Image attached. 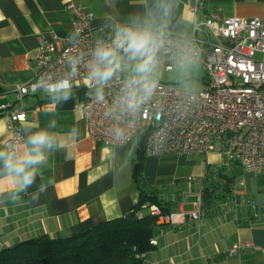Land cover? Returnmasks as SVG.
Instances as JSON below:
<instances>
[{
	"label": "crops",
	"instance_id": "0c3cea01",
	"mask_svg": "<svg viewBox=\"0 0 264 264\" xmlns=\"http://www.w3.org/2000/svg\"><path fill=\"white\" fill-rule=\"evenodd\" d=\"M71 3L89 11L96 27L147 17L183 36L192 34L197 17L214 12L264 18V0H0V145L10 137V112L20 107L18 86L38 73L39 36L59 52L74 35ZM189 14L194 21L186 18ZM83 87V81L75 83L71 98L54 110L42 91L25 98L22 124L47 126L54 120L51 130L67 146L50 154L37 180L45 186L43 192L34 186L15 202L0 194V250L40 236L65 239L128 214L138 201L133 169L142 154L146 182L173 214L195 211L198 205L201 210L196 222L174 217L162 226L158 245L144 264H264V172H246L216 152L147 157L140 136L118 147L94 141L78 107ZM22 124L26 136L29 130ZM73 128L78 135L66 136Z\"/></svg>",
	"mask_w": 264,
	"mask_h": 264
},
{
	"label": "built area",
	"instance_id": "2783aa9c",
	"mask_svg": "<svg viewBox=\"0 0 264 264\" xmlns=\"http://www.w3.org/2000/svg\"><path fill=\"white\" fill-rule=\"evenodd\" d=\"M68 9L75 33L62 42L59 52L39 36L38 73L16 90L20 107L9 114L10 137L6 144L24 136L20 127L26 120L24 100L40 92L34 87L37 79L67 75V58L81 56L83 62L73 80L74 84L84 82L78 107L92 140L118 147L140 136L147 157L206 156L216 152L241 164L246 172H264V18H227L214 12L197 17L190 36L164 31L166 45L160 52L159 68L174 70L180 50L194 48V65L205 68L207 81L202 90L158 82L151 100L129 115L115 106L129 78L124 71L104 88L103 100L96 98L95 83L86 82L85 64L96 42L110 39L112 27L94 26L93 15L79 4L71 3ZM117 129L123 130L122 136H117ZM150 212L165 224L174 217L184 223L201 218L199 205L195 211L179 214H163L153 205ZM151 245H158L157 238Z\"/></svg>",
	"mask_w": 264,
	"mask_h": 264
},
{
	"label": "clouds",
	"instance_id": "9594fccd",
	"mask_svg": "<svg viewBox=\"0 0 264 264\" xmlns=\"http://www.w3.org/2000/svg\"><path fill=\"white\" fill-rule=\"evenodd\" d=\"M194 21V14L186 17ZM166 45L163 27L156 26L149 19H133L127 23H115L109 40H98L87 60L86 82L95 83V95L103 100L104 88L120 72L130 71L131 75L124 81L121 94L117 98L116 108L132 115L148 103L157 88V73L160 63V52ZM83 62L81 56H69L67 63L70 71L67 75L53 79L51 75L37 79L34 87L47 95L50 107L71 98L74 86L73 78L77 75ZM196 62L194 48L181 49L176 57L178 70H185ZM28 134L11 144L0 145V194L7 193L9 200L15 202L21 193L37 186L39 192L45 190L43 184L37 185L42 170L49 163V156L55 151L66 149V141L55 129L56 122L49 121L47 126L22 124ZM31 129H35L32 131ZM118 137L123 130L117 129ZM78 131L73 128L66 133L75 137Z\"/></svg>",
	"mask_w": 264,
	"mask_h": 264
},
{
	"label": "trees",
	"instance_id": "16d2710c",
	"mask_svg": "<svg viewBox=\"0 0 264 264\" xmlns=\"http://www.w3.org/2000/svg\"><path fill=\"white\" fill-rule=\"evenodd\" d=\"M138 167V201L128 214L65 239L40 236L17 243L0 250V264H144L156 248L151 241L165 225L151 214V206L173 213L146 182L142 154Z\"/></svg>",
	"mask_w": 264,
	"mask_h": 264
},
{
	"label": "rangeland",
	"instance_id": "374dc122",
	"mask_svg": "<svg viewBox=\"0 0 264 264\" xmlns=\"http://www.w3.org/2000/svg\"><path fill=\"white\" fill-rule=\"evenodd\" d=\"M131 75L130 71H124ZM158 82L176 85L179 88L187 90H202L207 81V71L199 65H189L185 70H178L176 67L172 71L158 68Z\"/></svg>",
	"mask_w": 264,
	"mask_h": 264
},
{
	"label": "water",
	"instance_id": "95a60500",
	"mask_svg": "<svg viewBox=\"0 0 264 264\" xmlns=\"http://www.w3.org/2000/svg\"><path fill=\"white\" fill-rule=\"evenodd\" d=\"M140 154V151L138 152ZM138 165L134 166V169H133V175L136 177L137 174H138Z\"/></svg>",
	"mask_w": 264,
	"mask_h": 264
}]
</instances>
